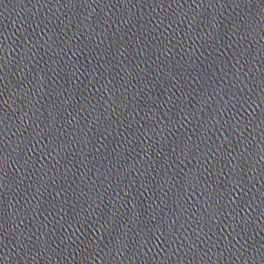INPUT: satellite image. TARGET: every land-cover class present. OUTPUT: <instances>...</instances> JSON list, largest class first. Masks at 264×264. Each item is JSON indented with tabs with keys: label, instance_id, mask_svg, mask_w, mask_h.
Segmentation results:
<instances>
[{
	"label": "water",
	"instance_id": "95a60500",
	"mask_svg": "<svg viewBox=\"0 0 264 264\" xmlns=\"http://www.w3.org/2000/svg\"><path fill=\"white\" fill-rule=\"evenodd\" d=\"M0 264H264V0H0Z\"/></svg>",
	"mask_w": 264,
	"mask_h": 264
}]
</instances>
